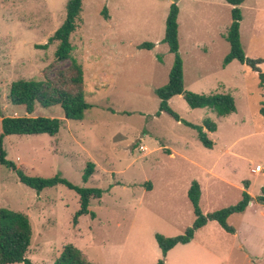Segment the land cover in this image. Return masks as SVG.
Segmentation results:
<instances>
[{
  "label": "rangeland",
  "instance_id": "1",
  "mask_svg": "<svg viewBox=\"0 0 264 264\" xmlns=\"http://www.w3.org/2000/svg\"><path fill=\"white\" fill-rule=\"evenodd\" d=\"M67 1L0 0V135L1 117L25 114L9 101L13 82L55 80L71 65L55 59L57 43L47 50L36 48L64 22ZM172 4L182 11L185 89L223 94L225 83L235 99L237 111L226 117L209 108L192 109L182 96L169 102L183 120L217 124V132L208 134L213 149L203 146L194 129L167 113L158 115L155 90L168 83L174 63L162 43ZM228 6L225 0H83L71 43L84 70L90 105L85 119L65 120L60 107H38L34 116L63 120L59 134L11 135L3 144L6 159L26 175H60L75 186L101 189L103 195L91 199L89 211L95 217L82 216L75 225L80 209L75 191L57 186L37 193L0 165V209L29 216L33 238L26 258L32 264H54L68 244L93 264H157L163 258L156 235L175 238L193 226L188 191L194 181L200 184L205 215L236 205L244 191L253 205L229 217L235 234L208 222L190 243L171 250L166 264H264V205L257 201L264 174L251 172L264 165V87L258 73L240 63L222 71L228 44L216 36L223 28L227 35ZM218 12L219 25L214 19ZM249 30L247 26L243 33L245 54L264 58V21L259 33ZM144 43L154 48L139 49ZM260 68L264 72V63ZM230 146L231 152H225ZM89 162L95 164V174L84 183Z\"/></svg>",
  "mask_w": 264,
  "mask_h": 264
},
{
  "label": "trees",
  "instance_id": "2",
  "mask_svg": "<svg viewBox=\"0 0 264 264\" xmlns=\"http://www.w3.org/2000/svg\"><path fill=\"white\" fill-rule=\"evenodd\" d=\"M233 6L231 10L232 23L225 36L230 45V51L223 60L226 67L234 60L246 65L254 72L258 73L261 87H264V72L260 68L262 60L248 58L243 50L240 39V24L242 21V11L240 6L247 0H225ZM66 16L59 29L48 39L46 44L37 45L40 50H47L57 43L55 59L57 61H70L71 65L58 72L55 80H18L11 84L9 91V101L12 105L22 107L25 110L23 116H3L1 117L2 132L0 135V165L15 171L19 181L36 191L43 192L45 189L57 186H65L69 190L75 191L79 196L80 209L74 216V224L82 216L95 214L89 211L91 199H100L103 191L98 188H85L75 186L65 178L57 175L53 178L31 177L19 169L15 163L6 159L4 150V138L6 136H32L48 135L55 137L59 134L63 120L56 116H34L38 107L46 109L63 110L65 120L83 121L85 113L90 108L86 101L84 70L82 65L73 57V45L71 36L79 27L81 13L83 11V0H68L66 4ZM179 7L172 4L170 13L166 21L165 38L162 43L166 44L169 52L174 55V63L169 74L168 83L155 90V94L160 100L158 115L169 114L177 122L194 129L198 134L199 141L207 149H213L214 142L208 137V132L214 133L218 126L210 119H205L202 125H197L183 120L174 112L169 102L176 96H182L192 109L209 108L220 117H226L237 111L234 97L229 93L223 94H197L185 89L184 65L180 55ZM105 19L108 20V13L105 12ZM154 44L144 43L139 49L152 50ZM264 113V110L262 111ZM95 174V164L89 162L84 171L82 181L87 183ZM245 188H249L246 182ZM201 189L200 184L194 181L188 191V199L193 207L195 221L184 235L175 238H166L163 235H156V242L161 250L162 258L157 264H165L168 253L178 245H186L192 241L196 231L205 227L208 222L218 223L226 232L235 234L234 228L229 226L228 219L232 215L246 212L253 198L244 191L242 199L236 205L221 209L219 211L203 214L200 208ZM258 203L264 205V189L257 198ZM33 238V229L28 215L10 209H0V264H32L27 258ZM54 264H93L85 254L72 244L65 245Z\"/></svg>",
  "mask_w": 264,
  "mask_h": 264
},
{
  "label": "crops",
  "instance_id": "3",
  "mask_svg": "<svg viewBox=\"0 0 264 264\" xmlns=\"http://www.w3.org/2000/svg\"><path fill=\"white\" fill-rule=\"evenodd\" d=\"M192 1H198V0H192ZM227 5H229L227 3ZM264 0H247L246 2H244L241 6H240V9L242 11V21H241V24H240V39H241V43L243 45V33H244V30L246 29L247 26L250 27V30L249 31H254L255 33H259L261 28H263V21H264ZM233 6L229 5L228 6V10L230 11L231 13V10H232ZM181 14H182V11L181 9L179 8V15H178V25H179V37L181 38ZM212 18V17H211ZM215 20L218 19V22L216 21V23H218V25L221 23V20H222V16L220 14V12H218L216 14V17L214 18ZM232 23V18H228V26L230 27ZM229 27L227 28V32H228V29ZM224 28L221 30L219 29L218 31V35L216 36V38H220L222 39L223 41H225L224 37L226 36L224 33ZM227 42V41H226ZM228 44V42H227ZM244 46V45H243ZM230 51V45L228 44V46L226 47V51L224 52V54H228ZM244 51H245V47H244ZM226 56V55H225ZM246 56H248L246 54ZM252 58H255V59H259V60H262L263 63H264V58L261 57V55L259 56L257 53H253L252 55ZM224 60V59H223ZM236 63H240L238 62L237 60H234L232 63H230L229 65H227L226 67L223 66V69L222 71H225V70H233L234 68H238V64ZM262 63V64H263ZM241 64V63H240ZM261 64V65H262ZM243 66H246V65H243L241 64V67ZM247 67V66H246ZM249 68V67H248ZM218 80H223L222 78H219ZM220 88H223L224 92L228 93L229 91H226L228 89H226V85L225 83H221V87ZM230 94V93H229ZM234 94V93H233ZM173 99V98H172ZM172 99L170 100V102L172 101ZM212 113H215L213 112L212 110H210ZM235 114V113H233ZM232 115V114H231ZM230 116V115H228ZM217 132V131H216ZM215 133V132H214ZM208 134L210 135L211 133L208 132ZM215 145V143H214ZM214 148V147H213ZM229 148L228 150H225V152H231V146L230 147H227ZM173 155V153H172ZM259 165V164H257ZM256 165V166H257ZM253 169V168H252ZM252 169H251V172H252ZM263 174V173H261ZM252 197V196H251ZM192 205V204H191ZM253 203H250V206H252ZM249 206V207H250ZM248 207V208H249ZM248 210V209H247ZM246 210V212H247ZM244 212V213H246ZM242 213V214H244ZM179 246V245H178ZM169 254V253H168ZM168 256V255H167ZM166 260H165V264H166Z\"/></svg>",
  "mask_w": 264,
  "mask_h": 264
},
{
  "label": "built area",
  "instance_id": "4",
  "mask_svg": "<svg viewBox=\"0 0 264 264\" xmlns=\"http://www.w3.org/2000/svg\"><path fill=\"white\" fill-rule=\"evenodd\" d=\"M140 150H144V147L141 146L140 147ZM252 173H256V174H261L263 173L264 174V165H257L255 166V168L252 169Z\"/></svg>",
  "mask_w": 264,
  "mask_h": 264
}]
</instances>
